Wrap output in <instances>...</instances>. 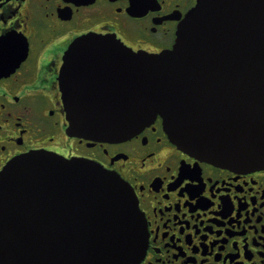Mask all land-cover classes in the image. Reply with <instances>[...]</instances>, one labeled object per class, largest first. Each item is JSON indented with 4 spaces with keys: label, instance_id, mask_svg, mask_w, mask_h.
<instances>
[{
    "label": "water",
    "instance_id": "1",
    "mask_svg": "<svg viewBox=\"0 0 264 264\" xmlns=\"http://www.w3.org/2000/svg\"><path fill=\"white\" fill-rule=\"evenodd\" d=\"M175 34L158 54L75 38L60 70L67 132L119 142L159 116L188 155L264 169V0H196ZM146 244L131 188L95 162L32 151L0 171V264H139Z\"/></svg>",
    "mask_w": 264,
    "mask_h": 264
},
{
    "label": "flooded vegetation",
    "instance_id": "2",
    "mask_svg": "<svg viewBox=\"0 0 264 264\" xmlns=\"http://www.w3.org/2000/svg\"><path fill=\"white\" fill-rule=\"evenodd\" d=\"M196 0H0V171L41 151L119 175L143 215L139 264H264V169L216 166L179 150L161 118L132 137L70 135L60 70L72 41L113 36L134 52L171 49Z\"/></svg>",
    "mask_w": 264,
    "mask_h": 264
}]
</instances>
